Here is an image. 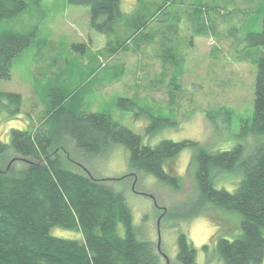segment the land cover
Masks as SVG:
<instances>
[{
	"label": "rangeland",
	"instance_id": "obj_1",
	"mask_svg": "<svg viewBox=\"0 0 264 264\" xmlns=\"http://www.w3.org/2000/svg\"><path fill=\"white\" fill-rule=\"evenodd\" d=\"M162 1L122 0L125 16L146 9L153 18L144 29L147 34L137 40L145 43L137 52L128 50L111 57L101 49L108 42L116 45L115 36L90 26L87 6L68 0H29L24 11L4 20L3 28L17 31L37 27L38 41L14 59L9 79L0 78V92L13 91L23 97L16 112L12 101L0 97V140L9 141L12 128L37 126L38 118L52 105L48 98L53 89L67 94L83 86L84 111L109 115L140 134L145 144L190 139L212 150L251 144V134H242L253 118L256 61L262 46L255 45L252 36L263 27L264 0H175L158 13ZM195 7L202 12L195 14ZM147 35L152 38L146 42ZM75 43L84 46L73 48ZM130 45L136 47L135 42ZM120 98L134 99L135 104L129 109L120 107ZM54 151L67 167L124 195L133 224L152 240L163 264H181L177 260L181 231L197 248L194 264H224L215 250L214 236L220 231L235 238L241 227L236 222L233 231L219 230L214 208H206L208 214L189 217L198 195L191 147L168 163L169 170L181 178L178 189L147 172L131 170L129 152L122 144L87 154L64 135ZM12 158L3 157L0 163L6 166ZM239 179L238 172H220L215 184L232 191ZM227 213L234 221L240 218L236 212ZM119 229L124 234L123 225ZM52 233L82 236L60 227Z\"/></svg>",
	"mask_w": 264,
	"mask_h": 264
},
{
	"label": "trees",
	"instance_id": "obj_2",
	"mask_svg": "<svg viewBox=\"0 0 264 264\" xmlns=\"http://www.w3.org/2000/svg\"><path fill=\"white\" fill-rule=\"evenodd\" d=\"M68 1L89 7L92 28L114 34L116 45L108 42V47L101 49V53L109 52L106 57L128 50L137 52L145 44L137 40L147 34L144 29L153 18L150 19L148 10H136L125 16L122 0ZM168 1L175 2L163 0L157 6L158 13L163 12ZM28 4L29 0H0V78L9 79L14 59L38 41L37 27L17 31L1 25L24 11ZM195 10L197 14L203 9L195 7ZM151 38L147 35L146 42ZM133 42L134 48L130 45ZM252 42L262 46V50L256 61L253 118L250 124L246 122L242 134L250 133L253 137L249 145L241 142L230 149L212 150L190 139H163L155 145L145 144L140 134L109 115L84 111L83 86L67 94L53 89L48 98L52 105L40 119L37 117V126L12 128L9 141L0 140V159L13 156L6 166L0 163V264H163L152 240L133 224L124 195L89 174L67 167L54 151L64 135L87 154L107 152L122 144L129 152L131 170L147 172L176 189L181 178L169 170L168 163L191 147L198 195L189 217L208 214L210 211L205 209L214 208L215 224L227 233L234 230L237 222L240 234L229 238L219 231L213 239L215 250L224 264H263L264 17L263 27L253 34ZM81 46L84 45L73 44L76 49ZM0 97L14 103L13 111H20L22 94L3 91ZM134 104L131 98L118 100L123 108L129 109ZM155 122L163 124L159 118ZM220 172L240 173L234 190L216 186L215 175ZM227 210L238 213L240 218L234 221ZM119 225H123L124 234ZM56 227L78 231L82 236H57L52 233ZM196 258L197 248L188 234L181 231L177 260L181 264H194Z\"/></svg>",
	"mask_w": 264,
	"mask_h": 264
}]
</instances>
